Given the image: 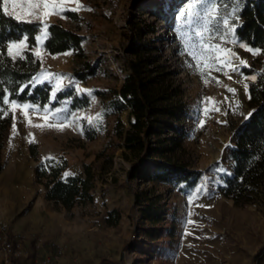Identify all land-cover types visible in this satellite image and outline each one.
<instances>
[{
    "label": "rangeland",
    "instance_id": "obj_1",
    "mask_svg": "<svg viewBox=\"0 0 264 264\" xmlns=\"http://www.w3.org/2000/svg\"><path fill=\"white\" fill-rule=\"evenodd\" d=\"M246 1L71 0L62 5L68 9L62 14L44 17L41 12L40 19H32L41 27L56 24L76 31L83 38L84 53L82 58L71 51L52 55L43 50L45 39L37 41L30 50L39 61L32 84L51 86L49 103L39 107L16 101L32 106L24 109L7 97L10 126L0 142V240L6 233L10 240L22 241L17 256L27 258L29 264L52 258L50 247L58 254L53 264H264V201L238 207L219 191L222 179L231 174L228 155L237 130L250 112L247 89L256 78L246 72L261 70L264 49L239 41L236 32L235 43L232 37L222 42L224 26L219 19L209 24L211 34L205 32L202 37L205 44L218 46V52L201 49V36L194 31L202 29L205 10L213 2L218 15L228 18L236 31ZM78 4L91 10H73ZM7 7L11 13L12 6ZM188 9L193 15L187 14ZM133 39L153 46L155 54L162 56L160 63L181 87L188 111L184 157L191 169L204 172L202 184L187 193L162 185L152 188L163 206L164 224L172 226L174 233L172 238H160L161 250L151 256L139 252L146 241L133 204L135 193L150 185L128 180L129 163L120 158V151L113 155L110 172L96 177L93 201L71 211L47 203L35 177L36 167L46 158L66 161L62 177L79 174L84 165L96 172L95 155L113 141L117 116L110 104L127 73ZM238 45L259 51L254 55ZM16 51L9 54L7 47L6 54L13 59L19 57ZM229 51L234 58L225 66ZM208 55L216 60L205 61ZM209 63L211 67L205 66ZM77 74L86 76L80 80ZM61 92L71 95L56 106ZM120 120L127 124L126 113ZM31 144L36 146V157L30 155ZM111 210L116 213L105 220ZM15 258L3 252L0 241V264H13Z\"/></svg>",
    "mask_w": 264,
    "mask_h": 264
},
{
    "label": "trees",
    "instance_id": "obj_2",
    "mask_svg": "<svg viewBox=\"0 0 264 264\" xmlns=\"http://www.w3.org/2000/svg\"><path fill=\"white\" fill-rule=\"evenodd\" d=\"M1 1L0 109L6 112L0 110V142L10 126V116L3 98L44 107L50 101L52 90L47 83L32 84L39 70V61L30 50L36 46V36L40 34L41 26L17 22L4 15ZM239 16L241 25L235 31L239 41L264 49V0H247ZM47 33L43 45L46 53L54 55L71 51L77 58L83 57V38L76 31L52 24L48 26ZM24 35L29 37L30 46L22 53L23 59H12L6 54L7 45ZM128 51L130 59L126 64L127 73L120 88L113 91L110 104L111 112L117 116L113 126V141L95 155L94 160L99 163L96 172L91 165H84L79 174L62 177L66 161L48 159L36 167L35 177L44 188L47 203L71 211L76 205L93 201L96 177L110 172L113 155L120 151V158L129 163L126 170L128 180L140 186L144 183L150 185L135 193L133 204L138 209V219L142 225L140 233L146 241L139 252L151 256L159 254L161 250L159 239L172 238L174 233L172 226L164 224L161 212L163 206L158 204L159 197L152 195V188L162 185L187 193L202 184L204 172L191 169L185 160L183 141L187 129L184 124L188 111L182 101L181 87L175 84L168 67L160 63L162 56L155 54V48L140 39L131 40ZM262 62L261 70L250 69L246 72L256 77L247 89L249 97L246 106L250 112L237 130L234 146L229 151L231 174L224 177L219 186L220 193L238 207L264 201V60ZM85 76L77 74L80 80ZM70 95V92L57 94L56 106ZM71 108H76L74 101ZM123 113L127 115L126 125L120 120ZM29 152L31 157H36L34 144L29 145ZM114 213V210L107 212L105 220ZM5 236L10 239L6 233ZM137 236V239L140 238L139 232ZM56 252L55 247H50L52 258L58 257ZM13 262L29 264L27 258L21 256Z\"/></svg>",
    "mask_w": 264,
    "mask_h": 264
},
{
    "label": "snow or ice",
    "instance_id": "obj_3",
    "mask_svg": "<svg viewBox=\"0 0 264 264\" xmlns=\"http://www.w3.org/2000/svg\"><path fill=\"white\" fill-rule=\"evenodd\" d=\"M3 2V14L4 15H10L12 16L13 19L17 20V22H32V19H40V13H43L44 17H47L48 15H55V14H62L64 11H67L68 9H65L62 7V5L66 2H71V0H2ZM12 6V11L11 13L8 10V5ZM19 9V11H17ZM73 10H91V9H87L85 8L83 5H79L77 6V9H73ZM188 15H193V11L192 9H188L186 10ZM229 16H232L233 19H235V17L229 13ZM24 17H29L31 19L25 20ZM63 18V16H62ZM222 20V24L224 26V35H222L221 37H219V39L222 42H227L229 37H232V42L235 43V29L229 26V19L228 18H221L218 15V10L216 9L215 6V2H213L206 10H205V15L203 17V26L202 29H196L194 30L198 35L201 36V40L199 41V46L201 49H212L214 51H219L218 46H213L210 44H205L203 42V34L205 32L211 34L212 29L209 27V24H214L216 23V20ZM47 25L45 24L44 27L39 28V31L42 33V35H38L36 36V40L37 41H41L42 39H46L47 38V31H46ZM29 41V37L27 35H24L22 37L17 38L15 41L10 42L7 47L9 49V54H12V50H17L16 51V55L19 56L21 59H23V54L21 51V49L24 48H28L30 45L28 44ZM239 47L244 48L247 51H251L253 52V54H257V52L259 50H253L251 48H248L247 45H238ZM0 47H2V45H0ZM15 58V57H14ZM197 57L195 55H193V59H196ZM234 58V53L232 52H227L226 54V58L224 59V65L225 66H229L231 64V60ZM216 60V56L214 55H208L205 57V61H212L214 62ZM244 61H241V64H244ZM205 66L211 67L212 65L206 64ZM222 70V69H221ZM232 71H236V68H232ZM256 77L253 76L251 77V79H255ZM25 87H27V85H25ZM54 87H59V85H56ZM21 91H23V88H21ZM231 91V89H230ZM53 95H55V92L53 93ZM4 102L5 103H9V100L7 99V97H4ZM11 104H13L16 107H20V108H24V109H28L31 108V105L28 104H23V105H18L16 101H11ZM2 111L3 109H0ZM44 112L47 113L48 109L47 107H45ZM59 109L56 110V112L58 113ZM46 159H51V158H46ZM65 175L67 176L68 173H65Z\"/></svg>",
    "mask_w": 264,
    "mask_h": 264
},
{
    "label": "built area",
    "instance_id": "obj_4",
    "mask_svg": "<svg viewBox=\"0 0 264 264\" xmlns=\"http://www.w3.org/2000/svg\"><path fill=\"white\" fill-rule=\"evenodd\" d=\"M0 241H1L2 250L3 252L5 251V254L8 253V254L18 257L17 253L20 249L22 241H14V240L7 239L5 235ZM38 245H40V240H38L37 242V246ZM53 262L54 260L51 257L45 256L41 261L35 262L34 264H53Z\"/></svg>",
    "mask_w": 264,
    "mask_h": 264
}]
</instances>
